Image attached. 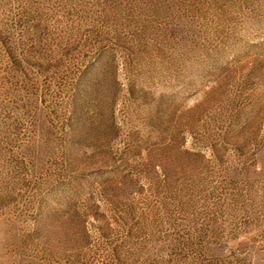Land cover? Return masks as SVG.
<instances>
[{
  "label": "rangeland",
  "instance_id": "1",
  "mask_svg": "<svg viewBox=\"0 0 264 264\" xmlns=\"http://www.w3.org/2000/svg\"><path fill=\"white\" fill-rule=\"evenodd\" d=\"M0 264H264V0H0Z\"/></svg>",
  "mask_w": 264,
  "mask_h": 264
}]
</instances>
